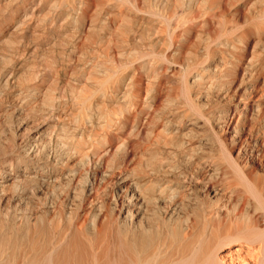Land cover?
Here are the masks:
<instances>
[{"label": "rangeland", "instance_id": "rangeland-1", "mask_svg": "<svg viewBox=\"0 0 264 264\" xmlns=\"http://www.w3.org/2000/svg\"><path fill=\"white\" fill-rule=\"evenodd\" d=\"M243 67H253L254 74H245ZM263 78L264 0H0V168L14 172L19 142L32 132L44 148L48 145L49 155L71 156L70 166L50 164L62 182L45 185L33 193L37 197L30 193L32 184H25L28 192L19 197L16 212V191L9 187L0 210L33 215L44 200L58 230L76 226L92 234V221L105 219L112 197L131 180L149 179L152 166L166 179L172 178L171 168L192 171L194 149L211 167L220 163V185H227L226 194L235 198L242 186L236 185L235 166L224 152L242 162L244 170L264 176ZM244 103L248 118L237 133L197 116L201 108L200 114L208 112L213 119L222 107L238 104L240 109ZM143 108L153 118L147 120ZM134 110L140 130L124 120ZM106 132H113L114 140ZM180 140L187 142L181 145ZM87 164H100L99 173L91 175ZM85 184L93 191L92 200L84 202L86 214L74 218L71 211ZM227 206L224 218L242 221L240 206ZM236 245L226 246L224 255L235 256Z\"/></svg>", "mask_w": 264, "mask_h": 264}, {"label": "bare ground", "instance_id": "bare-ground-1", "mask_svg": "<svg viewBox=\"0 0 264 264\" xmlns=\"http://www.w3.org/2000/svg\"><path fill=\"white\" fill-rule=\"evenodd\" d=\"M88 10L89 9L86 8L85 13ZM250 67L249 70L247 67H243V71L244 73L249 72L250 75H253L254 69L252 67L253 70H250ZM194 79H196V77ZM200 79L202 80V78L199 77L198 80L200 81ZM194 81L195 84L198 82L196 80ZM189 89V92L192 91L191 85ZM138 90L139 89H136L135 92ZM224 95L226 94L224 93ZM228 95H226V97ZM258 95L256 97H258ZM261 95L263 96L264 94ZM188 98L190 99V97ZM147 101L146 105L148 106ZM246 101L244 100V102ZM156 105L154 104V106ZM258 105L259 104L256 106ZM147 106L143 107L147 108ZM245 109V103L240 109L238 104H236L234 109L231 108L230 105H226L224 108L222 107L221 110L219 109V113L216 116H213V119H211L212 116L207 115L208 112L204 113V111H202L200 114L199 111L201 108L198 113L194 108V112L197 113V116H201L203 118L202 122L204 123H211L213 120L215 125L222 128L221 130H223V128H233L237 130L245 123V119L247 117ZM150 112L151 110L149 112L144 111L142 115L145 114V118L148 120V118H150L153 114ZM138 116L139 115H137L134 110L131 115L129 114V116L124 118V120H126V125L130 123L132 128L140 130L139 127L141 124ZM194 121L195 119L192 124H196ZM141 127H143V125ZM191 129L193 128H190V130ZM237 132L238 130L236 133ZM35 134V132H32L28 134L27 137L25 136L22 138L19 142L16 159L17 166L15 169L13 168L14 172L6 173L4 167L0 168V203L3 201V194L7 188L9 189L10 187L11 189H15L16 196L14 197L18 200L14 206L15 212L22 203V200H19V197L22 196L23 193L28 192L24 187L25 184H32L33 192L30 193L36 194V192H41L43 190L42 188L47 184L54 185V182L57 180L62 182V176L59 177L60 174L56 173L55 170L49 169L50 164L53 163L54 165H60L61 163V165L64 164L66 166L69 165V160L71 158V156L66 155L69 153H60V157H55V153L49 155L52 151H49V154L46 153L48 145L45 144L46 148H44L42 143L43 141L39 138V136L37 138ZM107 134H109L108 136L110 138L107 137ZM107 134L106 137L109 140H114L115 135L113 136V132L112 134ZM183 142L185 141H181V145ZM178 146L180 147V145ZM193 147H191L192 150L194 149ZM193 151L195 152V154L193 153V156H195L193 157L195 158V169L192 171H188V169L185 170V168H178L176 170L171 168L169 176H172V178L166 179V177L162 178V175L159 178L157 171L158 168L156 167V169L152 166L147 171V177L149 179L145 181H141L142 178L141 180H131L128 187L126 186V189H124L121 193L118 192L116 196L112 197V207L110 208L111 210L108 215L106 213V215L104 214L106 216L105 219H102L100 222H96L95 220L92 221V234H87L76 226H72L74 227L73 229L72 227H64V229L58 230V227L49 221L50 218L48 210H50V208L48 209L49 204L47 205L48 202L44 200L41 202L42 206L39 205V213H33V215L31 213L30 215L27 214L19 216L15 215V213L10 214V209H6L5 213H2L0 210V264H264L263 174L259 175L260 173H254L250 169L244 170L241 167L243 165L242 162L237 163L235 158L233 160L231 159L232 156L229 157L230 153L228 154L227 152H224L226 154H224V158L227 162L230 164L233 163L232 167L233 165L235 166L233 169L238 180L236 185L242 186L241 189L238 188V190H236V196L232 199V194H226V191L228 190V187H226L227 185H220V182L222 183V178L218 172V168L216 167L219 166L220 163L219 165L215 164L216 166L211 167L210 163H208L206 159L204 160L200 151L196 149ZM63 155L65 157H61ZM193 158L192 160H194ZM21 163H23L24 166L21 167ZM29 164H34V169L31 168L33 166H28ZM100 164L98 165L100 166ZM89 165L90 164H87V166ZM97 166H92L87 169L91 175L95 176L96 172H98L99 167ZM101 168L102 167H100V169ZM159 170L161 171V168ZM257 171L258 170H255V172ZM85 173H87V171ZM145 173L146 172L144 170V174ZM167 173L168 172H166V174ZM120 174L121 173L118 175ZM153 177L156 178L154 179ZM119 178H121V175ZM124 178L122 179L124 180ZM135 178L137 179V177ZM96 179L97 178H95V180ZM9 180L10 182L7 183ZM67 180H70L69 176ZM71 180L67 182H71ZM83 187V189L81 188L82 196L79 198L81 201L78 206H76L75 210L74 208H71V206L69 207L71 210H74V212L71 211L74 213V218L75 216H79L80 212L85 209L83 208L84 202L88 201L93 192L90 188H88V184H85ZM36 195H34V197ZM40 197L42 196L40 195ZM94 197L96 198V196ZM38 200L39 199H37V201ZM91 202L93 201H90V204ZM227 203L232 204V207L236 205L240 206V215L242 214L244 216L242 221L238 222L237 220L234 223H230L224 218L223 212L226 209ZM214 210L215 213L213 212ZM226 210H228V208ZM188 211H191L192 214H194V220L189 218L190 213ZM237 211H239V209ZM87 212L89 213L90 210H87ZM234 243L237 244V247L234 249L235 251L232 253L235 256L231 254H229V257L228 255H224L225 253L223 251H225V247ZM241 251H244V255L240 254Z\"/></svg>", "mask_w": 264, "mask_h": 264}]
</instances>
